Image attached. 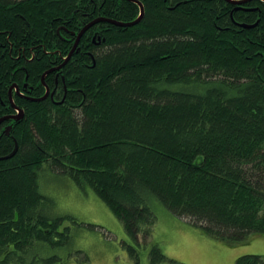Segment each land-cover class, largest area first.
<instances>
[{"label": "trees", "instance_id": "trees-1", "mask_svg": "<svg viewBox=\"0 0 264 264\" xmlns=\"http://www.w3.org/2000/svg\"><path fill=\"white\" fill-rule=\"evenodd\" d=\"M92 1L0 0V119L23 110L0 124V264H55L42 245L70 238L75 218L43 208L46 164L110 207L134 259L152 242V197L219 240L264 234V0H140L138 23L98 22L54 68L70 32L140 16L136 1ZM57 73L65 94L43 98ZM14 83L30 99L12 101ZM149 258L165 259L157 243Z\"/></svg>", "mask_w": 264, "mask_h": 264}, {"label": "rangeland", "instance_id": "rangeland-1", "mask_svg": "<svg viewBox=\"0 0 264 264\" xmlns=\"http://www.w3.org/2000/svg\"><path fill=\"white\" fill-rule=\"evenodd\" d=\"M39 183L48 199L43 206L45 212L53 217L75 218L62 226L70 228V238L63 245H42L44 255L58 257L55 264H151L149 253L155 243L165 255L158 264H237L242 255L264 257V234H252L238 243L219 240L152 197L157 216L152 242L140 247L138 259H134L129 251L135 243L123 223L90 186L78 185L48 164L40 171Z\"/></svg>", "mask_w": 264, "mask_h": 264}, {"label": "flooded vegetation", "instance_id": "flooded-vegetation-1", "mask_svg": "<svg viewBox=\"0 0 264 264\" xmlns=\"http://www.w3.org/2000/svg\"><path fill=\"white\" fill-rule=\"evenodd\" d=\"M132 1V0H131ZM140 1V0H139ZM230 1V0H229ZM233 1H241V0H233ZM141 2V1H140ZM248 2V1H247ZM93 3V1L91 0V4ZM144 7V6H143ZM235 8H236V10H238L237 8V6H234ZM141 8V7H140ZM141 11V10H140ZM141 13V12H140ZM101 17H103V16H99V17H96L95 19H97V18H101ZM103 18H107V19H109L108 17H103ZM95 19H92V20H90L88 23H85V25L83 26V27H81L79 30H77V31H72V32H70V34L72 35V37H69V38H73V42H72V44H71V47H70V51H69V53L67 54V55H65V56H62V59H61V61H60V59H58V58H55V59H53V60H51L50 62H51V64H54L55 65V67L54 68H60L64 63H67V62H69V61H67V62H65V60H66V58L69 56V54L73 51V49H74V47H75V43H76V41H77V38H78V35L80 34V32L83 30V28L86 26V25H88L89 23H91L92 21H94ZM113 20V19H112ZM100 22H102V21H100ZM108 22V21H107ZM98 23V22H97ZM96 23V24H97ZM96 24H94V25H92L90 28H88L85 32H84V34L82 35V37L80 38V40H79V43H78V45H77V47H76V49L74 50V52H73V54H72V56H71V58L73 57V55L77 52V51H79L80 49H81V47H80V42H81V39L83 38V36L88 32V31H90V29L93 27V26H95ZM58 33H59V31H58ZM91 36H92V38H91V42L94 44V45H100V42L102 41V35H100V32L99 31H95L94 33H92L91 34ZM87 53H89V52H87ZM71 58H70V60H71ZM65 65V64H64ZM63 65V66H64ZM62 66V67H63ZM61 67V68H62ZM60 70V69H59ZM59 70H56V71H59ZM59 75H58V73L55 75V83H54V85L53 86H50L49 84H46L45 83V78L44 77H42V82L44 83V86H45V95L47 94V97H51L52 99H54V98H57L58 96H61V93H63V95L65 94V91L64 92H62V90H61V88L59 87L60 85H59V77H58ZM24 91H21V89H20V86L17 84V83H14L13 85H11V87H10V89H9V94H10V99L13 101V94L15 93V94H18L20 97H24V98H26V99H30V97L28 96V92H26L27 91V87H29V85H28V83H24ZM31 88H32V86H31ZM29 90V89H28ZM67 93V92H66ZM44 95V96H45ZM62 95V96H63ZM14 104V103H13ZM14 106H15V104H14ZM16 107V106H15ZM20 109H18L17 108V114L18 113H20V111H19ZM17 114H11V115H9V116H6V117H12V116H14V115H17ZM4 118V117H3ZM10 119H13V118H10ZM10 126V125H9ZM9 126H7V128L5 129V131H6V133L8 134L10 131L8 130V127Z\"/></svg>", "mask_w": 264, "mask_h": 264}, {"label": "water", "instance_id": "water-1", "mask_svg": "<svg viewBox=\"0 0 264 264\" xmlns=\"http://www.w3.org/2000/svg\"><path fill=\"white\" fill-rule=\"evenodd\" d=\"M132 1H136L137 3H139V5H140V7H141V13H140V16H139L136 20L131 21V22H119V21H116V20L107 19V18H103V17L95 19L94 21H92L91 23H89L88 25H86V26L83 28V30L80 32V34L78 35L77 41H76V43H75V47H74L73 51L69 54V56L66 58L65 62H67V61L71 58V56H72L74 50L76 49V47H77V45H78V43H79V40H80V38L82 37V35L84 34V32H85L88 28H90L92 25L96 24L97 22H100V21H108V22L114 23V24L119 25V26H132V25L138 23V22L142 19V17H143V14H144V7H143L142 3H141L139 0H132ZM230 1H231L232 3H234V4H239V5H241V4H243V3H245V2H247V1H249V0H241V1H233V0H230ZM248 28H249V27H248ZM64 64H66V63H64ZM64 64H63V65H64ZM46 97H47V94H46L43 98H46ZM43 98H40V99H43ZM40 99H36V100H40ZM19 111H20V113H18L17 115H14V116H12V117H4V118L0 119V124H1V122H3L5 119L13 118V119L17 120V119L22 118V117H23V110H19ZM10 129H11V126L8 127V130H9V131H10ZM12 155H13V154H12Z\"/></svg>", "mask_w": 264, "mask_h": 264}, {"label": "bare ground", "instance_id": "bare-ground-1", "mask_svg": "<svg viewBox=\"0 0 264 264\" xmlns=\"http://www.w3.org/2000/svg\"><path fill=\"white\" fill-rule=\"evenodd\" d=\"M69 60H70V59H69ZM69 60H68V61H69Z\"/></svg>", "mask_w": 264, "mask_h": 264}]
</instances>
